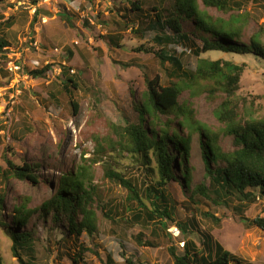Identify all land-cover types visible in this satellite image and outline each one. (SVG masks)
<instances>
[{"label":"rangeland","instance_id":"obj_1","mask_svg":"<svg viewBox=\"0 0 264 264\" xmlns=\"http://www.w3.org/2000/svg\"><path fill=\"white\" fill-rule=\"evenodd\" d=\"M15 1L0 0V22H3L0 34L10 42L5 51L7 61L0 62V167L2 171L10 170L7 159L16 166L25 162L41 166L35 168L38 184L0 174V190L6 198L2 218L5 223L12 222L16 204L27 200L29 207L40 205L52 196L61 171L77 168L87 157L93 156L95 135L115 138L110 124L126 126L138 121L135 104L146 88V75L150 78L159 75L164 85L177 80L170 64H163L157 57L155 51L162 47L153 41L157 32L148 28L145 16L149 13L155 19L157 11L154 8L173 7L174 0H52L40 5L33 19L30 10ZM136 1L141 2V9L134 11L132 3ZM233 1V11L207 10L214 17L228 19L233 13L242 17L245 22L243 41L248 42L249 37L258 32L264 43V0ZM62 15L70 16L71 23ZM10 17L11 23L8 22ZM185 28H193L192 22L187 21ZM110 37L117 38V43ZM191 39L192 42L168 47L181 58L189 72L197 63L194 49L201 45L200 39L194 36ZM142 46L152 51H138ZM200 57L244 65L237 91L243 102L241 118L243 121L247 118L264 120V58L251 52L217 50L200 53ZM9 60L20 67L10 72L7 69ZM48 64L51 68L44 76L33 77L29 72ZM67 76L78 86L74 89L68 83L70 92L63 85ZM199 92L193 96L191 89L185 87L180 104L191 105L196 118L219 135L220 146L231 151L233 137L223 133L225 124L215 115L222 101L220 92L217 99L201 89ZM71 98L79 102L77 114L73 112ZM168 118L173 121L172 128H178L181 118L173 114L162 116L161 121ZM187 129H184L185 134ZM199 141L200 135L195 134L188 163L192 168L188 194L199 183L209 185L210 177L205 171ZM103 159L134 179L138 186L150 183L145 175L147 158L143 155L106 151ZM92 168L98 195V231L92 236L84 232L66 239L63 235L67 226L62 222L34 217L25 227L33 235L32 250L26 247L20 250L25 261L34 264H129V257L137 264H174L170 248L181 253L184 248L180 242L191 240L204 249L202 236L208 234L233 253L240 264H264V230L252 224L255 217H264V196L258 198L259 189H256V199L243 205L236 199L224 204L197 194V202L192 205L195 210H192L185 206L188 200L185 188L179 182L170 181L166 189L176 205L171 212L173 221L166 219L168 226L164 229L156 223L160 219L155 222L146 217L137 220L130 210L124 211L123 205H138L136 200H130V191L106 177L103 162ZM102 205H106L105 210L112 214L113 220L104 215ZM236 206L242 211H237ZM207 212L212 215H206ZM187 217L193 219L189 231L170 237L168 228L174 223H183ZM149 241L153 245H147ZM80 246L87 249L77 260L74 258H78ZM12 247V237L7 228L1 227V264H21ZM236 260L231 264H239Z\"/></svg>","mask_w":264,"mask_h":264},{"label":"trees","instance_id":"obj_2","mask_svg":"<svg viewBox=\"0 0 264 264\" xmlns=\"http://www.w3.org/2000/svg\"><path fill=\"white\" fill-rule=\"evenodd\" d=\"M174 3L173 7L154 8L157 11L155 19H152L149 13L145 16L148 18V28L157 32L153 41L162 47L155 53L163 64L167 62L170 64L173 68V76H177V80L164 85L159 75L153 78L146 75V88L141 100L135 104L139 115L138 121L126 126L110 124V130L115 138L111 135H95L96 145L93 156L87 157L85 162L79 164L77 168L61 171L52 196L40 205L29 207L27 200L16 204L10 223L2 220L5 215L6 198L0 190V228H7V233L13 239V254L21 264H34L25 261L20 254V250L25 247L29 251L32 250L33 235L25 227L34 217L44 220L52 218L55 223L62 222L63 226H67L63 235L66 239L74 235L79 236L84 232L92 236L98 231L99 217L96 209L98 195L93 184L95 171L92 168L98 162L104 163L106 177L121 187L127 188L130 191V200L138 202L137 206L128 204L130 208L123 205V210H130L137 220L146 217L155 222L156 219H160L156 223L164 229L168 226L166 219L173 221L171 212L172 209L175 210L176 205L166 189L170 181L179 182L185 188L188 197L185 206L192 210H195L192 205L197 202L195 199L197 194L224 204H229L236 199L242 205L254 201L257 196L259 198L264 196V120L247 118L243 121L241 118L240 106L243 102L238 97L237 91L244 65L228 60L199 58L200 53L212 50L239 54L251 52L255 56L264 58V43L261 36L256 32L249 37L248 42H245L243 41L245 22L242 17L234 13L228 19L214 17L207 10L215 8L226 13L233 11L235 10L233 0H174ZM132 7L134 11L140 10L141 2L132 3ZM62 17L71 23L70 16L62 15ZM12 21L10 17L8 22ZM187 21L192 22L193 28L186 30ZM2 24L3 22H0V32ZM168 30H170L169 33ZM191 36L200 39L201 45L194 49L198 56L197 63L195 69L189 72L185 70L181 58L171 52L168 47L179 42H192ZM110 40L117 43V38L110 37ZM9 46L10 42L0 34V62H5L7 59L5 51ZM141 50L152 51V48L142 46L138 48V51ZM50 68L51 65L48 64L41 69H33L29 72L33 77H41ZM68 83H71L74 89L78 87L75 80L67 76L63 85L65 84L68 92H70ZM185 87L191 89L193 96L198 95L201 89L213 99H217V93L220 92L222 101L215 109V115L225 124L223 133L233 137L234 147L231 151H226L220 146L219 135L196 118L195 110L191 105L180 104L179 99ZM70 97H72L71 94ZM70 103L73 112L77 114L79 102L71 98ZM173 114L181 118L178 128L175 129L171 126L173 121L170 118L164 122L161 121L162 116L169 117ZM184 129H187L186 134ZM195 134L200 135L199 145L204 156L205 171L210 180L208 186L199 183L191 190V194H188L187 188L190 187L192 171L188 163ZM106 151L143 155L147 158L145 163L148 166L145 175L150 183L138 186L134 179L110 166L108 161L103 159ZM153 159L157 163L156 168L153 166ZM7 162L10 170L2 171L0 167V174L5 178L15 176L21 180L39 183L35 168L38 169L41 166L40 163L25 162L22 166H16L9 159ZM155 175L158 176L157 180ZM142 186L145 187L142 188ZM256 189H259L257 196ZM146 200L149 201L150 206ZM101 207L104 215L113 220L112 214L105 210L106 205ZM236 209L242 211L238 206ZM205 214L212 215L208 212ZM215 219L220 221L218 218ZM192 220L187 217L183 223L177 224L184 235L192 226ZM252 224L264 230V217H255ZM169 235L171 237L170 233ZM202 240L204 249H200L191 240L185 243L181 253L173 247L170 248L174 264H231L236 260L235 255L211 235L204 234ZM147 245H153V243L149 241ZM86 249L80 246L78 258L74 259H80L81 252ZM236 261L240 264L239 260ZM127 262L137 264L129 257Z\"/></svg>","mask_w":264,"mask_h":264},{"label":"built area","instance_id":"obj_3","mask_svg":"<svg viewBox=\"0 0 264 264\" xmlns=\"http://www.w3.org/2000/svg\"><path fill=\"white\" fill-rule=\"evenodd\" d=\"M52 0H16L15 1V4L18 3L19 6L21 7H24V8H27L30 10V12L32 13V19L34 18L35 15H37V11L40 7V5H42L43 3L45 2H50ZM44 21V20H43ZM20 66H17L15 64V62H12L9 60V63L7 65V69L10 71L14 70L13 68H19ZM10 71V72H11ZM259 198V196H258ZM168 231L169 233L171 234V236H173L174 238L175 237H178L179 234L181 233V230L179 228V226L174 223L172 224L169 228H168ZM185 245V242H180V246L183 248Z\"/></svg>","mask_w":264,"mask_h":264}]
</instances>
